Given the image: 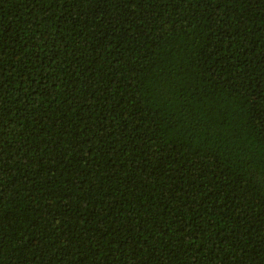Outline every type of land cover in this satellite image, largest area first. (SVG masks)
<instances>
[{"label":"trees","instance_id":"16d2710c","mask_svg":"<svg viewBox=\"0 0 264 264\" xmlns=\"http://www.w3.org/2000/svg\"><path fill=\"white\" fill-rule=\"evenodd\" d=\"M0 264H264V0H0Z\"/></svg>","mask_w":264,"mask_h":264}]
</instances>
